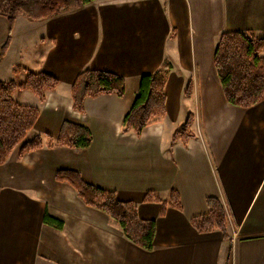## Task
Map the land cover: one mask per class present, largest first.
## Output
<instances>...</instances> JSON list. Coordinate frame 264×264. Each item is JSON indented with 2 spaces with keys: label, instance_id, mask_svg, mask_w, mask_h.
Here are the masks:
<instances>
[{
  "label": "crops",
  "instance_id": "1",
  "mask_svg": "<svg viewBox=\"0 0 264 264\" xmlns=\"http://www.w3.org/2000/svg\"><path fill=\"white\" fill-rule=\"evenodd\" d=\"M225 32L263 38L264 0H96L43 21L17 15L0 81L21 84L30 71L60 81L43 102L29 90L14 92L18 103L40 111L26 141L40 136L46 144L71 121L91 131L92 143L24 155L19 146L0 165V264H264V100L250 108L226 101L214 65ZM9 35L0 15V53ZM165 61L172 66L167 115L140 136L125 130L141 77ZM85 69L122 76L125 96L88 97L85 112L74 110L72 86ZM189 115L194 137L173 143ZM62 170L155 220L153 248L137 246L88 206L57 179ZM173 189L181 209L168 206L162 215V203L144 201L155 192L167 202ZM209 197L225 206L228 238L191 224L208 212ZM46 213L60 225L45 222Z\"/></svg>",
  "mask_w": 264,
  "mask_h": 264
},
{
  "label": "trees",
  "instance_id": "2",
  "mask_svg": "<svg viewBox=\"0 0 264 264\" xmlns=\"http://www.w3.org/2000/svg\"><path fill=\"white\" fill-rule=\"evenodd\" d=\"M96 0H0V15L9 24L10 35L1 49L0 63L4 59L11 43V33L19 13L31 21L50 19L66 10L82 8ZM264 37L257 38L251 33L225 32L221 35L214 54V65L226 101L233 106L250 108L264 100ZM172 66L165 61L160 69L140 79L139 90L134 103L124 118L125 130H131L140 136L143 130L155 120L167 115L166 86ZM18 70V68L16 69ZM15 70V72H17ZM59 79L45 72H28L25 81H0V165L4 164L12 152L19 146L20 155L41 149L64 146L73 149H87L92 143L91 131L78 123L65 121L57 139L50 138L45 144L40 136L26 141L39 119L37 107L18 103L13 94L17 89L33 92L43 102L46 93L59 86ZM125 79L113 72L85 69L78 74L72 86L73 108L85 112V100L104 94L124 97ZM190 93V87L187 89ZM193 123L189 115L173 136V143L181 139L183 144L194 137L190 131ZM59 181L69 182L88 206L98 208L110 216L123 230L124 235L137 246L151 250L154 246L156 222L142 220L138 216L137 206L133 202H123L116 192L105 190L85 182L76 171L62 170L57 173ZM145 202L163 204L161 214L168 206L182 208L179 193L173 189L170 199L163 202L160 195L149 192ZM208 212L191 220L193 227L200 233L220 230L226 238L227 213L225 206L217 197L207 199ZM45 222L60 225L48 213Z\"/></svg>",
  "mask_w": 264,
  "mask_h": 264
},
{
  "label": "rangeland",
  "instance_id": "3",
  "mask_svg": "<svg viewBox=\"0 0 264 264\" xmlns=\"http://www.w3.org/2000/svg\"><path fill=\"white\" fill-rule=\"evenodd\" d=\"M262 54L264 55V52Z\"/></svg>",
  "mask_w": 264,
  "mask_h": 264
}]
</instances>
